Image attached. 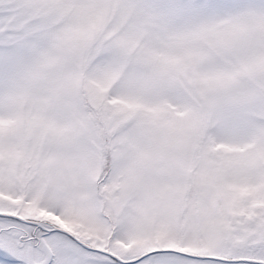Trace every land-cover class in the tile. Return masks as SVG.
<instances>
[{
  "label": "snow or ice",
  "instance_id": "obj_1",
  "mask_svg": "<svg viewBox=\"0 0 264 264\" xmlns=\"http://www.w3.org/2000/svg\"><path fill=\"white\" fill-rule=\"evenodd\" d=\"M0 264H264V0H0Z\"/></svg>",
  "mask_w": 264,
  "mask_h": 264
}]
</instances>
